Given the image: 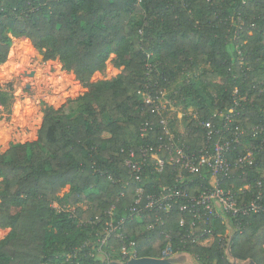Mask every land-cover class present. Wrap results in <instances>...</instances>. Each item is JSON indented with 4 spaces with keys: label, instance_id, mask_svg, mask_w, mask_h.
Here are the masks:
<instances>
[{
    "label": "trees",
    "instance_id": "obj_1",
    "mask_svg": "<svg viewBox=\"0 0 264 264\" xmlns=\"http://www.w3.org/2000/svg\"><path fill=\"white\" fill-rule=\"evenodd\" d=\"M11 38L28 39L43 60H58L84 91L57 109L43 105L37 139L0 153V228L10 229L0 240V264H103L100 255L125 261L120 250L129 241L137 257H164L163 231L176 244L179 212L163 216V224L150 211L129 218L139 183L124 187L108 175L129 180L124 159L143 142L139 127L148 122L153 136L161 133L149 103L185 72L202 67L196 78L211 93L210 104L192 82L170 97L194 104L198 121L233 108L247 132L264 123V0H0V64ZM111 54L118 76L91 81ZM188 120L182 140L198 149L204 130ZM170 125L175 132L174 120ZM261 139L264 132L257 144ZM255 159L234 181L236 188L248 181L256 190L261 180L264 196V150L258 145ZM150 174L147 191L169 178ZM191 177L192 189L199 179ZM112 206L117 231L102 243ZM226 228L213 219L212 231L182 251L199 264H236L225 254ZM241 228H233L231 254L264 264L263 214L244 217Z\"/></svg>",
    "mask_w": 264,
    "mask_h": 264
},
{
    "label": "built area",
    "instance_id": "obj_2",
    "mask_svg": "<svg viewBox=\"0 0 264 264\" xmlns=\"http://www.w3.org/2000/svg\"><path fill=\"white\" fill-rule=\"evenodd\" d=\"M149 104L153 105L158 115L161 133L153 136L154 125L143 123L139 127L142 144L136 150L129 149L124 159V165L129 170V180H114L111 175H108V179L121 182L124 187L131 181L139 183L133 191V202L128 208L129 218L141 219L144 211H150L156 221L163 224V216L167 218L172 212H179L176 244L172 241L170 231H163L166 238L162 250L164 257L183 252L187 245L209 234L213 219L227 226L223 236L227 241L229 222L233 221L235 231H241L244 217L255 213L264 216L262 181H255L256 190H251L248 181L236 188L234 181L255 164L257 145L264 150V139L258 144L256 141L257 136L264 132V123L252 125L247 132L239 124V112L233 108L226 113L216 110L206 120L198 121L196 115L191 118L204 130L203 141L198 149H191L182 140L184 132H174L170 121H166L167 107L173 106V103ZM152 171L167 174L169 178L167 182L154 185L152 190L147 191L144 180L151 178ZM193 175L198 177L199 183L191 189ZM247 192L250 194L246 198L244 194ZM113 208L107 211L109 220L100 239L102 243L117 231V225L113 222ZM123 221L121 217L118 225ZM117 237L120 240L125 238L121 232L117 233ZM133 246V241L127 245L123 242L120 250L122 260L137 257Z\"/></svg>",
    "mask_w": 264,
    "mask_h": 264
},
{
    "label": "rangeland",
    "instance_id": "obj_3",
    "mask_svg": "<svg viewBox=\"0 0 264 264\" xmlns=\"http://www.w3.org/2000/svg\"><path fill=\"white\" fill-rule=\"evenodd\" d=\"M114 61L115 54H111L104 68L92 75L91 81L111 80L118 76L120 69L115 66ZM201 69L202 67L193 73H183L157 99V103L165 105L177 103L167 107L166 121L174 120L176 130L180 133L184 132L188 117L197 115L196 106H185L182 101H176L170 95L176 93L184 82H192L210 104L211 93L196 78ZM83 91L82 85L73 79L72 73L65 70L58 60H43L42 55L32 48L28 39L11 38L7 58L0 64V153L12 144L37 139L42 124L43 105L57 109L67 100L80 96ZM149 99L145 95V100ZM67 190L68 187L64 188L63 193ZM54 206L58 207V203L55 202ZM82 207L86 206L83 204ZM9 231V228H0V240ZM95 240L98 242L99 236ZM189 257L190 264H199L193 255L190 254Z\"/></svg>",
    "mask_w": 264,
    "mask_h": 264
},
{
    "label": "water",
    "instance_id": "obj_4",
    "mask_svg": "<svg viewBox=\"0 0 264 264\" xmlns=\"http://www.w3.org/2000/svg\"><path fill=\"white\" fill-rule=\"evenodd\" d=\"M234 230L230 227V234L227 239V245L225 249V254L227 260L236 264H257L252 258L246 260H237L231 254L230 243L233 237ZM189 255L187 252H180L175 255L165 256V257H152V256H142V257H130L125 261L121 260H107L104 255H100V259L103 264H190Z\"/></svg>",
    "mask_w": 264,
    "mask_h": 264
}]
</instances>
